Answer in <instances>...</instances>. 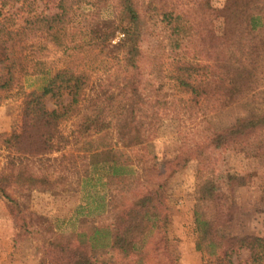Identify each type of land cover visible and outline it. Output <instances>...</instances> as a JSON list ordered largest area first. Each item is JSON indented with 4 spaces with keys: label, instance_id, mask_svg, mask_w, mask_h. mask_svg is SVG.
<instances>
[{
    "label": "trees",
    "instance_id": "trees-1",
    "mask_svg": "<svg viewBox=\"0 0 264 264\" xmlns=\"http://www.w3.org/2000/svg\"><path fill=\"white\" fill-rule=\"evenodd\" d=\"M0 5V103L14 89L22 90L24 98L21 130L2 140L11 156L0 170V197L12 208L17 228L24 230L25 210L9 189L53 184L33 171L28 158L42 160L61 151L69 142L62 124L77 116L82 132L74 136L77 142L103 132L84 141L91 166L110 164L109 184L118 181L120 198L110 203L115 210L110 222L50 239L40 264H177L166 190L177 169L166 162L165 180L148 182L142 176L147 165L139 159L138 170L130 169L136 163L126 148L145 142L142 126H158L177 114V102L185 94L214 110L239 98L264 60V0H226L222 7L212 0H0ZM108 7L113 9L111 17L103 15ZM147 20L170 26L173 51L190 45L194 49V59L170 63V99H165L167 83L160 72L157 82L147 77ZM164 56L165 50L159 58ZM37 75L45 77L44 85L26 91L24 79ZM47 96L54 98L55 108L47 107ZM113 126L119 129L116 147L99 143L107 140ZM251 140L253 157L264 158V101L260 114L239 118L196 152L201 156L209 148ZM183 159L184 165L192 157ZM198 179L195 232L203 264H236L235 256L244 249L249 264H264V234L227 230L238 209V176L228 174L226 194L200 171ZM262 201L264 211V195ZM108 247L115 252L112 259L101 260L93 253Z\"/></svg>",
    "mask_w": 264,
    "mask_h": 264
},
{
    "label": "rangeland",
    "instance_id": "rangeland-1",
    "mask_svg": "<svg viewBox=\"0 0 264 264\" xmlns=\"http://www.w3.org/2000/svg\"><path fill=\"white\" fill-rule=\"evenodd\" d=\"M225 2L226 0H212L216 7H222ZM11 10L6 8V11ZM112 12L113 9L108 7L104 9L103 15L111 17ZM146 26L148 31L144 37L143 48L147 53L145 66L150 75L147 74V77L155 78L157 82L160 79L157 74L160 72L162 81L167 83L165 99H170L169 95L174 93L169 82L172 69L170 63L184 58L194 59V49L190 45L173 51L170 47V26L166 23L149 20ZM120 36L122 35L119 34ZM117 41L118 37L114 42ZM164 50L165 56L161 60L159 56ZM263 62V59L259 60L250 84L229 105L214 110L212 106H203L191 95L185 94L182 102H177V114L165 118L158 126L151 127V134L147 132L151 128L145 124L141 127L142 133H145V142L139 145L132 143L131 147L126 148V153L136 163L130 169L138 170L139 159L147 165L142 176L148 182L159 183L165 180L169 173L165 169L166 162H172L171 166L177 169L173 179L166 184L167 199L171 206L169 233L177 264H203L202 253L196 248L195 232L199 171L205 177L209 176L218 182L221 192L225 194L229 192L226 185L228 174L238 176L240 186L235 191L238 209L234 220L227 226L229 233L264 234V158L253 157L256 151L253 140L234 143L223 149L209 148L201 156L196 152L215 133L233 125L239 118H250L262 112ZM44 83L43 76H28L24 79V89L39 90ZM10 95V98L0 103V170L6 166L11 156L2 145V140L5 135L20 131L23 123L22 90L14 89ZM45 101L48 108H55L53 97L47 96ZM78 121L77 116L62 124V132L69 142L61 151L47 154L42 160L28 158L30 163L33 162L29 164L33 171L47 176L52 185L40 183V186L32 188L21 186L9 189L25 210L24 230L17 228L12 208L0 197V264H40L50 239L60 234L71 235L82 230L83 226L91 227L112 219L115 210L110 209V203L120 198L117 191L118 181H110L109 184L110 164L91 166L90 155L85 151L84 145L86 138L97 139L103 132H91L92 136H85L77 142L74 136L82 133L78 128ZM138 125L140 126L139 123ZM118 133L119 129L113 126L107 140L103 139L99 143L109 142L110 146L116 147ZM123 148L124 145L120 146V149ZM187 155L192 159L183 165V158ZM22 158L27 157L21 156ZM209 212L214 214V209L210 208ZM18 223L21 225L20 220ZM93 253L101 260L112 259L115 255L114 250L109 247L96 248ZM234 261L236 264H249V252L242 250L235 256Z\"/></svg>",
    "mask_w": 264,
    "mask_h": 264
}]
</instances>
